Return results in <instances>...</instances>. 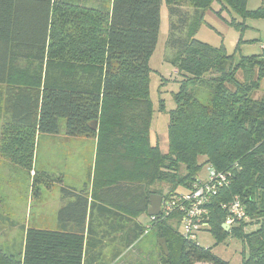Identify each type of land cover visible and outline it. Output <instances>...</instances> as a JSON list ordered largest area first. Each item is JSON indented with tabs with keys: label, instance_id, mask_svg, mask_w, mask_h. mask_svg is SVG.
<instances>
[{
	"label": "trees",
	"instance_id": "16d2710c",
	"mask_svg": "<svg viewBox=\"0 0 264 264\" xmlns=\"http://www.w3.org/2000/svg\"><path fill=\"white\" fill-rule=\"evenodd\" d=\"M177 1L112 0L104 9L67 0H0V85L8 88L10 113L6 126L22 139L26 132L16 154H27L31 162L35 133H59L61 119L67 135L96 140L92 190L63 186L62 198L68 201L57 212V227L26 228L20 256L0 252V264H104L96 260L102 255L97 217L148 213L152 194L164 199L190 190L206 165L231 176V184L211 204L210 231L218 243L229 236L241 240V264H264V49L235 61L224 46L195 36L215 2L242 18H264V6L249 10L248 0H189L195 14L188 20ZM163 4L172 17V63L182 75L176 106L169 111L167 152L151 134L155 106L149 62ZM175 17L178 21L172 22ZM60 20L75 33H63ZM185 26V35L176 36ZM21 61L38 66L22 68ZM202 86L212 92L207 103L197 97ZM94 120L97 130L90 126ZM7 137L3 150L11 149ZM119 166H129V178L135 180L123 178ZM42 176L54 179L48 172ZM234 196L252 219L229 231L221 203ZM151 221L168 245L162 264H231L211 247L183 238L178 215L150 216L141 224ZM249 224L258 227L247 232Z\"/></svg>",
	"mask_w": 264,
	"mask_h": 264
},
{
	"label": "rangeland",
	"instance_id": "374dc122",
	"mask_svg": "<svg viewBox=\"0 0 264 264\" xmlns=\"http://www.w3.org/2000/svg\"><path fill=\"white\" fill-rule=\"evenodd\" d=\"M67 1L95 8L103 6L104 9H110L112 3V0ZM175 4L182 14L186 13L188 20H192L195 9L189 0H178ZM262 6L264 0L247 2L249 10ZM171 18L167 6L163 4L158 40L149 61L152 69L150 91L155 106L151 134L153 141H158L163 152H167L169 148V111L176 106L174 93L179 90L182 80V75L172 63L176 49L168 43ZM177 18L175 17L172 22H177ZM234 18L237 24L234 23ZM60 27L63 33H75L73 26L64 20H60ZM185 32L186 26L178 30L176 36H184ZM195 36L213 47L224 46L227 53L234 54L235 61H239L242 56L262 53L264 18H242L234 11L224 8L221 3L215 2L212 7L205 10L204 20ZM57 40L59 39L56 38ZM32 64L38 66L37 62L25 61H21L19 66L27 68ZM7 90V86L0 85V252L19 257L23 249L26 228L57 227V211L68 201L62 198L63 186L77 189L86 187L92 190L96 140L92 137L67 135L64 119H61L59 133H35L31 162L27 154L19 157L16 151L23 146L26 132H22L24 135L22 139L17 130L6 126L10 119L6 104ZM211 95L210 88L206 86L198 89L197 97L204 103L209 101ZM161 99L164 103L162 110L159 109ZM5 133L8 134L7 138L11 143L10 150H3L5 144L2 138ZM26 162L29 164L25 165ZM122 169L125 171H121ZM119 170L123 178H129V166H119ZM43 172H48L54 179L49 180L42 176ZM208 172L209 166L206 165L201 169L199 177L206 179ZM58 176L61 178L58 179ZM148 217L150 215L147 212L97 217L94 226L101 239L102 255L99 257L98 252L94 254L95 258L98 256L96 260L104 264H162L164 250L160 239L165 237L152 221L146 224L145 220V225L141 224V219ZM257 227L256 224H249L246 231L250 232ZM180 231L179 229L178 233ZM197 241L202 246L211 247L216 255L229 260L231 264H241L243 244L236 237L229 236L224 242L218 243L214 233L202 231L198 233ZM86 258L89 262L88 256L84 260ZM195 264L214 263L201 260Z\"/></svg>",
	"mask_w": 264,
	"mask_h": 264
},
{
	"label": "built area",
	"instance_id": "2783aa9c",
	"mask_svg": "<svg viewBox=\"0 0 264 264\" xmlns=\"http://www.w3.org/2000/svg\"><path fill=\"white\" fill-rule=\"evenodd\" d=\"M262 48L264 49V43ZM230 177L229 174L209 166L206 179L196 177L190 190L163 199L160 216L178 215L180 222L177 228L181 230V236L188 241L198 242V233L211 229V204L218 192L231 184ZM221 207L227 211L223 225L228 226L229 231L242 221L248 222L252 219L239 196L222 202Z\"/></svg>",
	"mask_w": 264,
	"mask_h": 264
},
{
	"label": "water",
	"instance_id": "95a60500",
	"mask_svg": "<svg viewBox=\"0 0 264 264\" xmlns=\"http://www.w3.org/2000/svg\"><path fill=\"white\" fill-rule=\"evenodd\" d=\"M90 126L93 130H97L98 128V121L94 120L92 123H90ZM162 201L163 197L159 194H152L151 199H150V207L148 209V214L150 216H155L159 217L162 211ZM225 227V226H224ZM227 230L228 226L225 227ZM160 244L163 247V250L166 254L169 253L168 248H167V242L165 238L160 239Z\"/></svg>",
	"mask_w": 264,
	"mask_h": 264
},
{
	"label": "crops",
	"instance_id": "0c3cea01",
	"mask_svg": "<svg viewBox=\"0 0 264 264\" xmlns=\"http://www.w3.org/2000/svg\"><path fill=\"white\" fill-rule=\"evenodd\" d=\"M57 212H58V211H57ZM141 220H143V218H142ZM144 220H146V219H144Z\"/></svg>",
	"mask_w": 264,
	"mask_h": 264
}]
</instances>
